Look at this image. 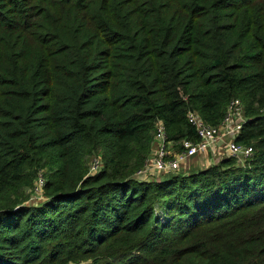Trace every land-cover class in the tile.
<instances>
[{
    "label": "trees",
    "instance_id": "16d2710c",
    "mask_svg": "<svg viewBox=\"0 0 264 264\" xmlns=\"http://www.w3.org/2000/svg\"><path fill=\"white\" fill-rule=\"evenodd\" d=\"M233 99L249 155L136 174ZM0 264H264V0H0Z\"/></svg>",
    "mask_w": 264,
    "mask_h": 264
},
{
    "label": "built area",
    "instance_id": "2783aa9c",
    "mask_svg": "<svg viewBox=\"0 0 264 264\" xmlns=\"http://www.w3.org/2000/svg\"><path fill=\"white\" fill-rule=\"evenodd\" d=\"M188 120L195 126L198 134V141L183 140L182 146L184 149L181 152L171 150L174 149L170 142H166V134L161 123L157 125L156 134V151L153 157L147 160V163L136 174L146 176L149 171L156 173H172L181 169L184 162L190 159L193 155L210 152L218 141H225V153L230 155H249L252 152L251 147H243L237 145L233 139L238 133L242 122L244 121L243 107L238 99H233L227 106V111L222 123L217 127H212L205 124L199 116L189 111L187 114ZM224 153V152H223ZM222 153V154H223ZM98 166V161L93 160L91 169L94 170ZM154 173V174H156ZM43 185V179L40 176L37 180L35 190L40 192Z\"/></svg>",
    "mask_w": 264,
    "mask_h": 264
},
{
    "label": "crops",
    "instance_id": "0c3cea01",
    "mask_svg": "<svg viewBox=\"0 0 264 264\" xmlns=\"http://www.w3.org/2000/svg\"><path fill=\"white\" fill-rule=\"evenodd\" d=\"M155 143L157 144V140L155 141ZM217 148H219V147H217ZM171 150H174V149H171ZM221 154H222V151L215 152V153L214 152H206V153L199 154L200 156H197L196 159L192 160L191 166L193 165L194 167H201L202 165H207L208 162H210V161H214V160L216 161V158H218ZM189 160L190 159H188L184 162L183 167L190 163ZM154 173H156V172L149 171V174H147L145 177H147L149 175H155Z\"/></svg>",
    "mask_w": 264,
    "mask_h": 264
},
{
    "label": "rangeland",
    "instance_id": "374dc122",
    "mask_svg": "<svg viewBox=\"0 0 264 264\" xmlns=\"http://www.w3.org/2000/svg\"><path fill=\"white\" fill-rule=\"evenodd\" d=\"M217 147H219V148H217ZM220 151H222V153L224 151H226L225 141H223V140L218 141L217 144L212 148V150L210 152L215 153V152H220ZM240 156H245V155H240Z\"/></svg>",
    "mask_w": 264,
    "mask_h": 264
}]
</instances>
